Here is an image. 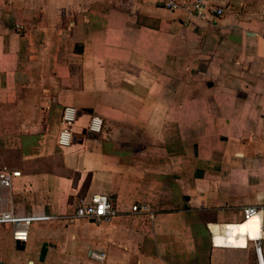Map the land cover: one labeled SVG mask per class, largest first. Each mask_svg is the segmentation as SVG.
I'll use <instances>...</instances> for the list:
<instances>
[{"label":"crops","instance_id":"0c3cea01","mask_svg":"<svg viewBox=\"0 0 264 264\" xmlns=\"http://www.w3.org/2000/svg\"><path fill=\"white\" fill-rule=\"evenodd\" d=\"M176 1L0 0L2 264H264V0ZM93 193L112 219L74 217Z\"/></svg>","mask_w":264,"mask_h":264},{"label":"built area","instance_id":"2783aa9c","mask_svg":"<svg viewBox=\"0 0 264 264\" xmlns=\"http://www.w3.org/2000/svg\"><path fill=\"white\" fill-rule=\"evenodd\" d=\"M164 5L170 9L179 7L181 4L176 0H165ZM205 1L194 0L191 3L189 10H191L196 16L203 18ZM190 11V12H191ZM216 14L222 12L221 8L213 9ZM78 114V109L74 106H64L60 117V128L56 137L58 146H68L74 140L73 124ZM103 127V120L98 115H91L86 126V130L89 133H99ZM19 175L18 170H3L0 171V184L3 186H9L13 177ZM131 210L139 213H147L152 216V212L147 203L133 204ZM262 211V206L247 205L242 207V216L247 219L255 214H259ZM116 214V210L112 203L111 197L105 193H93L86 200L81 197L78 198L77 204L74 209L75 218L91 219L95 222L108 221L112 219ZM0 221H6L11 224V237L13 240L24 242L27 240L28 229L31 223L29 217L15 216L11 211H1ZM254 250L256 253L257 261L262 262L260 246L258 242H255ZM95 258H102L103 253H94ZM0 264L1 261H0Z\"/></svg>","mask_w":264,"mask_h":264},{"label":"water","instance_id":"95a60500","mask_svg":"<svg viewBox=\"0 0 264 264\" xmlns=\"http://www.w3.org/2000/svg\"><path fill=\"white\" fill-rule=\"evenodd\" d=\"M17 248H23V243L21 241H15ZM27 264H32V261H28Z\"/></svg>","mask_w":264,"mask_h":264}]
</instances>
